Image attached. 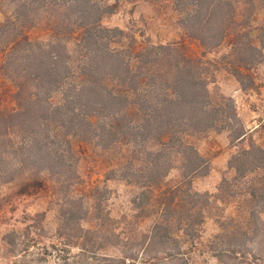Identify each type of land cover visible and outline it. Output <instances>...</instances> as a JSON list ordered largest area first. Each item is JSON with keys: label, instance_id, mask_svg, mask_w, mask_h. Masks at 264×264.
Listing matches in <instances>:
<instances>
[{"label": "trees", "instance_id": "obj_1", "mask_svg": "<svg viewBox=\"0 0 264 264\" xmlns=\"http://www.w3.org/2000/svg\"><path fill=\"white\" fill-rule=\"evenodd\" d=\"M123 1L0 0V225L21 200L42 202L1 241L15 264H41L35 245L74 249L61 264H191L196 254L264 264V144L254 139L264 118L246 128L233 99L210 87L223 69L260 91L264 0H131L176 15L179 34L164 42L104 25ZM226 130L247 146L215 195L194 190L209 170L199 140ZM108 181L132 190L122 216ZM214 196L234 213L203 240Z\"/></svg>", "mask_w": 264, "mask_h": 264}, {"label": "rangeland", "instance_id": "obj_2", "mask_svg": "<svg viewBox=\"0 0 264 264\" xmlns=\"http://www.w3.org/2000/svg\"><path fill=\"white\" fill-rule=\"evenodd\" d=\"M176 15L169 8L159 9L144 1L125 0L119 8L112 14L104 16L102 23L106 26H118L121 28H131L133 32L142 39L149 37L153 42H164L176 38L179 30L175 25ZM143 34L142 36L140 34ZM139 34V35H138ZM225 52L224 48L217 52L208 54L209 57H218ZM211 70V69H210ZM256 83L260 86V91L254 89L243 90L237 79L225 70L220 69L214 74V80L210 84L211 90L215 94H223L233 99L236 111L240 118V123L250 130L258 127L261 119L264 118V56L261 63L252 71ZM254 139L258 143L264 144V129H259L254 133ZM247 141L230 142L228 131L214 132L210 131L198 142L199 151L209 159V170L206 175L196 176L193 179L192 187L199 192L207 191L212 195L217 192V186L224 175H230L231 171L227 167V162L231 154L239 148H245ZM178 177L176 169L170 171L169 180ZM101 182V181H100ZM104 185L111 189L112 198L110 208L114 216H122L129 211L128 198L132 190L122 182L108 181ZM5 187L0 188V195L6 192ZM106 195V192H102ZM103 199V197H102ZM41 199L29 197L18 203L17 210L7 213L5 223L0 225V264H15L18 257L10 254L7 247L1 241L2 234L12 228L20 227L19 219L22 210H36L41 207ZM234 206L231 203H222L214 196L211 206L207 209L206 220L202 227V239L210 238L218 230L217 219L221 216L233 215ZM47 229L51 232L55 227V221L52 213L47 214ZM49 238L45 239L48 242ZM57 249L49 248L46 253L41 245L31 247L30 257L43 258L41 264H61L62 256L69 257L74 253V249L66 251L63 246ZM214 259L209 254H202L194 257L191 264H214ZM236 262V260H234Z\"/></svg>", "mask_w": 264, "mask_h": 264}]
</instances>
